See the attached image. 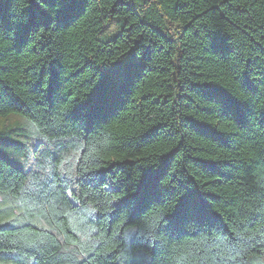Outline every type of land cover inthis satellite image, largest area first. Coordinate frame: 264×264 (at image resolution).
I'll return each instance as SVG.
<instances>
[{"label": "trees", "instance_id": "obj_1", "mask_svg": "<svg viewBox=\"0 0 264 264\" xmlns=\"http://www.w3.org/2000/svg\"><path fill=\"white\" fill-rule=\"evenodd\" d=\"M0 264H264V0H0Z\"/></svg>", "mask_w": 264, "mask_h": 264}]
</instances>
